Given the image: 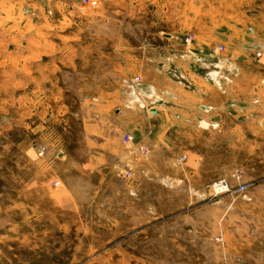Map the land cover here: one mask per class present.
<instances>
[{
	"label": "rangeland",
	"instance_id": "1",
	"mask_svg": "<svg viewBox=\"0 0 264 264\" xmlns=\"http://www.w3.org/2000/svg\"><path fill=\"white\" fill-rule=\"evenodd\" d=\"M0 264H264V0H0Z\"/></svg>",
	"mask_w": 264,
	"mask_h": 264
},
{
	"label": "crops",
	"instance_id": "2",
	"mask_svg": "<svg viewBox=\"0 0 264 264\" xmlns=\"http://www.w3.org/2000/svg\"><path fill=\"white\" fill-rule=\"evenodd\" d=\"M199 92H201V91H199ZM164 93H166V92H164ZM153 95H156V94H153ZM221 99L222 98H221L220 92L218 90L213 91V94H211V96H209V97L205 96L204 98L201 97V99L198 101V103L194 107V109H197V111L200 110L201 114L203 115L202 117H204L206 114L209 113V111L204 112V110H202V109H206V110L209 109L210 111L216 110L219 107V103L220 102L222 103ZM170 109H173L176 111L178 110V108L175 106L174 107L171 106ZM154 117L162 119V121L156 128L153 129V131H152L153 134L151 133V135H157L156 137L159 141H166V140L175 139V136L177 134V130L175 129V126H176L175 124H177L176 121L179 120V117L173 118L172 116L169 115L168 119H166L162 116V113H159V111L158 112L156 111L154 113ZM203 119L202 118H201V120L197 119L195 121V123L197 122L198 125L199 124L207 125L208 123L206 124V122ZM206 119L209 122L208 126L211 127L213 131H215L219 127V122L215 116H213V117L210 116V117H207ZM188 123L192 124L193 122H188ZM165 124H167L166 130L163 129ZM210 125H212V126H210ZM162 129H163V131H162ZM141 143L143 145L148 144L147 141H145L143 137H141Z\"/></svg>",
	"mask_w": 264,
	"mask_h": 264
},
{
	"label": "built area",
	"instance_id": "3",
	"mask_svg": "<svg viewBox=\"0 0 264 264\" xmlns=\"http://www.w3.org/2000/svg\"><path fill=\"white\" fill-rule=\"evenodd\" d=\"M186 42H187V41H186ZM135 82L138 83L139 80H138V79H135ZM127 140L129 141L130 138H127ZM139 151H140L141 153L143 152V154H146V149H142V148H140ZM182 159H183V158H180L178 161H181ZM239 190L242 191V190H243V187L240 186V187H239Z\"/></svg>",
	"mask_w": 264,
	"mask_h": 264
},
{
	"label": "bare ground",
	"instance_id": "4",
	"mask_svg": "<svg viewBox=\"0 0 264 264\" xmlns=\"http://www.w3.org/2000/svg\"><path fill=\"white\" fill-rule=\"evenodd\" d=\"M214 187L221 189V188L224 187V186H221V185L218 184V185H216V186H214Z\"/></svg>",
	"mask_w": 264,
	"mask_h": 264
}]
</instances>
